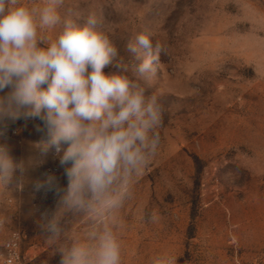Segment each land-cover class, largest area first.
Listing matches in <instances>:
<instances>
[{
	"label": "rangeland",
	"instance_id": "1",
	"mask_svg": "<svg viewBox=\"0 0 264 264\" xmlns=\"http://www.w3.org/2000/svg\"><path fill=\"white\" fill-rule=\"evenodd\" d=\"M60 12L78 24L94 13L127 66L122 74L163 106L157 155L117 213L122 264L159 255L176 264H264V0H65ZM145 29L164 52L155 74L140 77L127 45ZM5 124L0 143L24 171L0 184V217L22 233L23 264H59V243L102 225L67 217L65 236L49 242L41 224L57 196L47 178L65 187L70 163L44 150L40 119Z\"/></svg>",
	"mask_w": 264,
	"mask_h": 264
},
{
	"label": "clouds",
	"instance_id": "2",
	"mask_svg": "<svg viewBox=\"0 0 264 264\" xmlns=\"http://www.w3.org/2000/svg\"><path fill=\"white\" fill-rule=\"evenodd\" d=\"M64 3L0 0V124L6 129L5 121L40 119L48 135L44 150L54 149L62 166L70 163L65 187L47 178L57 196L41 224L49 242L65 236L67 217L84 215L102 225L84 239L59 243V264H122L117 213L157 155L163 106L157 94L122 74L127 66L97 16L89 14L83 24L62 18ZM127 50L140 61L136 72L147 77L155 74L164 47L145 29ZM18 171L23 164L0 143V184L9 186ZM149 219L159 216L154 211ZM152 264H176V258L159 255Z\"/></svg>",
	"mask_w": 264,
	"mask_h": 264
},
{
	"label": "built area",
	"instance_id": "3",
	"mask_svg": "<svg viewBox=\"0 0 264 264\" xmlns=\"http://www.w3.org/2000/svg\"><path fill=\"white\" fill-rule=\"evenodd\" d=\"M22 233L5 226L0 217V264H23Z\"/></svg>",
	"mask_w": 264,
	"mask_h": 264
},
{
	"label": "crops",
	"instance_id": "4",
	"mask_svg": "<svg viewBox=\"0 0 264 264\" xmlns=\"http://www.w3.org/2000/svg\"><path fill=\"white\" fill-rule=\"evenodd\" d=\"M0 196H1V190H0Z\"/></svg>",
	"mask_w": 264,
	"mask_h": 264
}]
</instances>
